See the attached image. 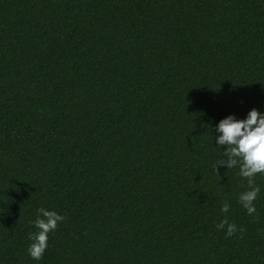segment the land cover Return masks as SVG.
<instances>
[{
  "label": "trees",
  "instance_id": "1",
  "mask_svg": "<svg viewBox=\"0 0 264 264\" xmlns=\"http://www.w3.org/2000/svg\"><path fill=\"white\" fill-rule=\"evenodd\" d=\"M252 108L264 0H0V264H264V175L249 215L214 169ZM38 208L65 219L37 261Z\"/></svg>",
  "mask_w": 264,
  "mask_h": 264
},
{
  "label": "clouds",
  "instance_id": "2",
  "mask_svg": "<svg viewBox=\"0 0 264 264\" xmlns=\"http://www.w3.org/2000/svg\"><path fill=\"white\" fill-rule=\"evenodd\" d=\"M215 144L223 146V158L214 165H223L227 169L238 166L239 176L247 179L248 188L239 193L238 200L247 214L256 212L253 203L258 193L253 177L259 173L264 175V112L250 109L243 119H237L229 114L220 119L214 126ZM229 204L223 203L220 211L228 212ZM65 217L56 211L45 208L37 209L36 219L32 222L36 231L28 234L30 243L26 249L30 258L40 260L47 248L48 233L56 229L58 222ZM218 230H224L226 236L237 231L235 223L229 222L227 217L215 225Z\"/></svg>",
  "mask_w": 264,
  "mask_h": 264
}]
</instances>
